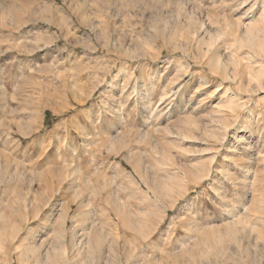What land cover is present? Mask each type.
<instances>
[{"label": "rangeland", "instance_id": "1", "mask_svg": "<svg viewBox=\"0 0 264 264\" xmlns=\"http://www.w3.org/2000/svg\"><path fill=\"white\" fill-rule=\"evenodd\" d=\"M0 264H264V0H0Z\"/></svg>", "mask_w": 264, "mask_h": 264}]
</instances>
